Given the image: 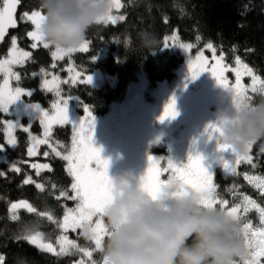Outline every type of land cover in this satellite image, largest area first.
I'll return each instance as SVG.
<instances>
[{"label":"trees","instance_id":"16d2710c","mask_svg":"<svg viewBox=\"0 0 264 264\" xmlns=\"http://www.w3.org/2000/svg\"><path fill=\"white\" fill-rule=\"evenodd\" d=\"M195 1L197 9L193 7ZM32 10H38L37 0H20L15 14L17 26L9 28L0 42V59L7 55L12 37L15 36L17 45L29 50L32 56L18 68L20 80L14 84L32 91L30 96H24L26 101L49 108L58 97L54 91L49 92L42 87V77L51 80L52 76L56 75L63 81L60 77L67 73L68 58L54 61L50 50L40 46L31 48L32 40L27 36V31L31 30L32 25L21 20V17L25 12L30 13ZM120 11L126 19L118 28L110 33L107 25L99 23L87 34L88 51L76 52L71 56L76 68L84 73L100 70L114 76L115 82L111 83L110 79H107L98 87L79 82L75 85L71 82L61 83L59 86L61 95L69 93L79 97L95 117L103 116L111 106L122 103L127 97L129 85L133 82L144 79L148 89L152 90L158 82L176 77L183 56L172 47L163 48L165 37L173 32L177 33L181 41L193 44L196 49L212 43L216 54L219 55L221 51L224 53L223 63L228 67L233 68L236 65L235 58L239 56L243 63L264 79V0H121ZM142 31L151 32L156 36L158 43L154 52L149 53L140 46L139 33ZM197 36L200 37L199 41L196 40ZM167 43L171 46V43ZM53 63L56 65L54 68ZM42 68L48 75L41 72ZM248 94L253 103L264 99V94L261 93ZM4 118L7 116L0 112V144H4L6 148V151L0 152V159L3 155L6 156V160L0 161V171L5 173L0 176V255L5 257V264H15L16 258L21 256L27 257L30 264H75L81 259L88 264L89 258L84 257L81 252L73 250L71 254L66 255L48 254L30 245L28 240L17 236L18 224L33 219L37 214L15 210L18 219L13 220L12 203L27 201L37 212L50 209L56 221H62L66 208H75L78 201L63 197L56 199L59 191L68 190L72 183L71 176L65 170L66 161L55 154L51 155L48 161L52 170H43L37 175L29 162L21 161L41 160L39 155L31 159L27 157V133L17 131L16 146L9 147L5 142ZM33 129L39 130L37 122L34 123ZM51 135L62 143L60 152L66 154L70 147V126H56ZM261 147L260 141L252 146L251 156L255 168L244 163L231 175L220 169L215 170L214 184L217 186V194L229 201V207L242 204L243 195H248L264 206V196L244 179L245 173L250 176H264V152H261ZM163 153L165 154V151ZM8 164H15L21 169L20 172L12 170V166L9 168ZM29 176L34 183L24 184L23 181ZM35 183H42L44 190L37 189ZM53 184L57 185L55 189ZM71 194L69 191V195ZM239 214L241 218L249 217L250 214L258 216L255 209L245 215L241 208ZM258 225L259 221L255 220L253 226ZM40 231L44 234V242L51 243L56 249L57 238L64 233L57 224L42 218ZM71 237L80 247L94 249V246L79 234H71ZM92 259L96 260L97 264L102 263L99 250L93 251Z\"/></svg>","mask_w":264,"mask_h":264},{"label":"snow or ice","instance_id":"6c2138e0","mask_svg":"<svg viewBox=\"0 0 264 264\" xmlns=\"http://www.w3.org/2000/svg\"><path fill=\"white\" fill-rule=\"evenodd\" d=\"M20 0H2V6H0V40H2L9 28H15L17 26L16 10ZM112 8L119 9L121 4L119 0H111ZM112 10V9H111ZM111 13V11H110ZM109 13L99 23H112L117 22V17L112 16ZM43 17L39 10H32L30 13L25 12L21 20L30 22L34 26V30L27 31V36L33 41L31 44L32 49H36L38 44L42 45L43 48L48 49L50 46L43 42L39 33V27ZM119 20L123 21L125 17L123 15L118 17ZM168 37H165V45L163 48H171L167 43ZM173 45L175 44L176 35L173 33L172 36ZM196 40L199 41L200 37L197 36ZM12 47L8 52L7 59H0V73H3V82L0 84V112L7 113L9 106L18 100L22 95L30 96L32 91L25 90L21 87H11L10 81L15 79L20 80V75L13 71V65H23L28 60L32 53L29 51H23L17 47V38L14 36L11 40ZM179 47L185 51H190L194 45L191 43L180 44ZM89 48V42L85 40L78 48L75 49H55L51 53L53 60L63 59L65 55H69L72 52L81 51L87 52ZM207 50L212 52V60L214 64H209V58L205 56L204 50H200L194 59L189 58L187 63V72L190 79H195L203 72H208L211 77L214 78L216 84L223 89L231 90L233 96L238 102H252V97L248 94L249 88L251 93L264 94V79H261L251 67L243 63L239 56L235 58V68L228 67L223 64L224 53L221 51L219 56L216 55V48L212 43L205 45ZM95 60V56L92 57V61ZM56 65L53 63L52 67ZM69 72H74L75 75L71 77V82L75 85L78 81L83 84L91 83V76L84 75L81 72H76L74 66H69L67 69ZM234 72L235 84L229 85V81L225 76V72ZM41 72L48 75L47 72L42 68ZM35 75V73H33ZM83 75V79L80 77ZM248 76L251 78V85L246 87L242 84V77ZM61 83H68L67 80L60 81L56 75L52 76L51 80L45 79L42 87L49 92H55L57 97H60L59 86ZM71 97L59 98L55 103L52 104L54 109L53 113H49L43 110L39 104H34L32 107L38 111L40 123L44 127L45 139H39L37 137H30L31 145L27 150L29 157L38 154V147L42 144H48L52 152L56 157L67 161L66 172L72 177V183L68 190L61 189L59 195L56 197L57 200L65 198L67 200L78 201L75 208H66L62 221H56L52 212L40 211L33 207L26 201L11 204V211L13 212L12 219L16 220L18 217L15 215V210L26 209L29 213H36L42 218H46L47 221L56 223L57 226L63 231L68 230L76 231L79 226L85 222L93 223L94 236L91 242L94 243V249L80 247L76 241L69 239L68 235L64 234L57 238V244H59V252L56 251L51 243L44 242V234L37 232L36 234L26 238L31 244L38 246L41 250L54 253L55 255H66L71 254L73 250L76 252L83 253L84 257L89 258V264H97L96 260L92 259L93 251L102 249L103 238L106 235L107 229L102 222L100 213L106 203L110 200V177L108 176L107 169L109 161L102 158L100 155V149L93 147L92 136L94 118L87 105H84L85 115L79 119L78 123H72L67 115V104ZM178 115L175 109V99L170 98L169 101L164 105L163 111L159 117L160 121L165 118H175ZM71 123L75 129V135L72 140L71 149L66 154L58 151L56 147L49 144L47 137L50 135L51 127L53 124L64 125ZM8 129L7 145L10 147L16 146V139L12 135V132L17 128H22L23 131L29 132L31 124L24 127L17 121H5ZM205 132L209 139H213L215 134L218 132L216 124L209 123L205 127ZM195 141H193V144ZM252 145L249 146L247 152L243 155H236L230 152L227 145H216L217 155H215L210 163L206 166L202 161L204 157L199 153L189 152L186 162L177 165L171 159H168L167 167L161 166V158H156L152 155L147 156V167L143 174L139 177L140 186L146 190L149 194L156 197L162 189L169 186H176L180 189L191 188L201 194L202 203L205 206H219L222 209H226L227 212L232 215L241 223V231L244 238L245 246L248 250L247 259L244 260L243 264H264V207L257 203L256 200L252 199L248 195H243L242 204H235L229 207V201L219 197L217 194V186L214 184V171L213 166L220 165L223 167L226 173L235 174L236 166L242 162L251 164L253 168L256 167L252 162V156L249 154ZM261 152H264V146L261 147ZM6 151L5 145L0 144V152ZM223 153H228L229 156L226 158ZM45 157H48L49 153L44 152ZM33 169H36L37 175H40L41 170L51 171L49 164H31ZM12 170L17 173L20 172V168L15 164L12 165ZM171 173L167 181L160 179L162 173ZM5 175L4 172L0 171V176ZM244 179L249 184L253 185L260 191V194L264 196V176H250L247 173L244 174ZM24 184L34 183L32 178L29 176L24 181ZM35 187L41 191L44 190L42 183H35ZM53 189L57 187L56 184L52 185ZM69 191L72 193L69 195ZM242 208L243 214L249 213L251 209H255L259 213L260 225L254 227L252 222L249 220L243 222L241 216L238 214ZM95 218V219H94ZM0 264H5V257L0 255ZM77 264H85L83 259L77 261ZM103 264V262H102Z\"/></svg>","mask_w":264,"mask_h":264},{"label":"clouds","instance_id":"9594fccd","mask_svg":"<svg viewBox=\"0 0 264 264\" xmlns=\"http://www.w3.org/2000/svg\"><path fill=\"white\" fill-rule=\"evenodd\" d=\"M42 14L39 33L55 49L78 48L90 29L109 15L111 0H37ZM140 46L149 53L158 43L148 31L139 33ZM213 124L215 145H227L243 155L264 141V99L238 102L231 90L220 88ZM140 177V176H139ZM131 171L110 178V200L100 217L107 229L100 251L103 264H243L248 250L241 223L219 206H205L191 188L169 186L155 198L140 186ZM46 212H51L46 209ZM42 217L21 221L16 234L25 239L41 232ZM91 240L93 223L79 226ZM15 264H30L17 257Z\"/></svg>","mask_w":264,"mask_h":264},{"label":"rangeland","instance_id":"374dc122","mask_svg":"<svg viewBox=\"0 0 264 264\" xmlns=\"http://www.w3.org/2000/svg\"><path fill=\"white\" fill-rule=\"evenodd\" d=\"M119 2L121 4V0H119ZM0 6H2V4ZM193 7L194 9L198 8L196 7V1ZM120 10L121 7L119 9L112 8L111 10L110 14L112 16L117 17V22L115 24H112L110 22H101V24L107 25L110 33L115 28H118V26L121 25L126 19L125 18L123 21L118 19V17L121 15L125 17V15L122 14ZM31 30H34L33 25ZM173 33H175L176 35L174 45L172 40ZM173 33L167 36V42L171 43L172 48L174 50H177L183 56V62L176 72V77L172 80H164L158 82L152 90L148 89L146 80L144 79H141L138 82H133L129 85L127 89V97L122 103L111 106L109 111L101 117H95L92 115L94 118L92 145L93 147L99 148L101 157L109 161L107 173L110 178H114L122 174L114 173L112 167L116 162H123L126 170H130L134 176H141L147 167L148 155H152L156 158H161L162 167H167L166 161L168 159H171L177 165L186 162L189 152L201 154V156L204 157V160L202 162L206 166L210 163L212 158L217 155L214 138L209 139L207 133L205 132L206 125L213 122V112L215 110L213 112H209L206 111L205 108L209 105V102L212 101L213 98L212 94H208L206 92H209L211 91V88H214L217 90L218 94V92L220 91V87H216L217 84L214 78L211 77L208 72L201 73L195 79H190L188 77L187 72V63L189 58L194 59L196 54L200 50H204L205 56L209 58L210 65L215 63V61L212 60L213 54L210 50H207L205 47L196 49L194 46L190 51H185L181 49L179 45L188 44V42L181 41L178 38L177 33ZM2 40H0V42ZM39 46L43 48L42 45L38 44V47ZM11 47L12 45H10L9 50ZM17 47L23 51H29L20 48L18 45ZM48 50H50V52L52 53L53 51H55V48L49 47ZM8 52L7 55L1 59H7ZM76 52H72L71 54L64 56L68 58V64L66 65V75L60 77L63 81L67 80L68 82H71V77L75 75V73L69 72L67 71V69L69 68V66H74L76 72H81L84 75L91 76V83L88 85H91L93 87H98L102 83V81L107 79H110L111 83L115 82L114 76L104 73L103 71L94 70L90 73H84L82 70L76 68L71 58V56ZM216 55L219 56L218 54ZM20 66L21 65H13V71L19 74L18 68ZM235 67L236 65L233 68ZM225 76L227 77L230 86L235 84L234 72H225ZM0 77V84H2L3 73H0ZM83 78L84 77L82 75L80 79ZM45 79L48 78H46L45 76L42 77L43 81ZM15 81V79H12L10 81L11 87H20L17 84H14ZM241 82L244 86L249 87L251 85V78L248 76H244L242 77ZM250 92L251 91L249 88V93ZM217 94L215 107H217L218 105ZM24 96L26 95H22L18 100H16L9 106V111L7 113H4L7 118H4L3 125L6 142L8 139V129L7 125L5 124V121H17L24 127H27L29 124H31L29 132L24 131L25 133H27L29 138V145L27 147L28 150L31 145L30 137L45 139V136L44 127L41 125L40 118L38 117L39 113L32 107L34 104L39 103L28 102L24 99ZM69 96L71 98L68 100L67 104V115L72 123H78L79 119L85 115L84 105L87 104L84 103L79 97L71 95L69 93H67L66 95L60 94L59 98H67ZM170 98L175 99V109L178 115H176L175 118H165L163 121H160L159 117L163 111L164 105L169 101ZM39 105L43 110L49 112L50 114L54 112L52 105L49 108L43 107L41 104ZM35 122H37L39 125V130L36 131L33 129V125ZM67 124L70 126L71 129L69 147L70 150L72 140L75 135V129L73 128L71 123ZM56 126L63 125L53 124L51 127L50 135L47 137V139L49 141V144H51L53 147H56L57 150L60 151L59 147L62 143L58 140L53 139L51 135L52 130ZM19 130L23 131L22 128L17 127L12 132V135L16 137V132ZM193 141H195L194 144ZM260 143L261 146H264V141H260ZM37 151V155L29 157L27 154V157L31 159L39 155L41 160H14L29 162L28 164L30 166L31 164L45 163L50 165L48 158H50L51 155H54V153L52 152L49 145H39ZM164 151L165 154L163 153ZM251 151L252 148L250 149L249 154L251 153ZM44 152L49 153L48 157H45L43 155ZM223 155L226 158L229 156L228 153H223ZM2 159L6 160V156L3 155L0 161ZM241 164H244V162H242ZM241 164L236 166V170ZM8 166L9 168H11L12 164H8ZM216 168H219L221 171L225 172L223 167L220 165L213 166L212 170L214 171ZM33 170L37 173L36 169ZM170 174L171 173L168 172L162 173L160 179L163 181H167L169 179ZM226 174L231 175V173ZM257 214L258 216L256 214H250L249 217L244 216V218H241V220L243 222H247L250 220L252 224L255 220H257L260 224L259 213L257 212ZM259 226L261 225H258L256 227ZM70 231L72 230H68L67 232ZM70 233L64 232L62 235L66 234L68 235L69 239L74 240V238L72 239L71 237L72 233ZM76 234H80V231H76L75 235ZM56 250L59 251V244H57ZM75 264H77V262Z\"/></svg>","mask_w":264,"mask_h":264},{"label":"flooded vegetation","instance_id":"af4514ba","mask_svg":"<svg viewBox=\"0 0 264 264\" xmlns=\"http://www.w3.org/2000/svg\"><path fill=\"white\" fill-rule=\"evenodd\" d=\"M216 87H218V85H216ZM211 91H209V92H206V93H208V94H212L213 95V98H212V101H210L209 102V105L205 108V110L206 111H214L215 110V106H216V94H217V90L216 89H214V88H211L210 89ZM166 151V150H165ZM250 155H252V151H251V153H250ZM112 169H113V171H114V173H116V174H119V173H124V172H126V171H130V170H126V168L124 167V164H123V162H116L115 164H114V166L112 167ZM216 169H219V168H216ZM215 169V170H216ZM215 170H214V172H215ZM95 219V218H94ZM77 232L79 231V229L78 230H76ZM76 231H70L73 235H75V233H76ZM70 232H66V233H70ZM79 236H80V234H79ZM81 237V236H80ZM82 238V237H81ZM85 240V239H84ZM103 240H104V238H103ZM85 241H88V242H90L91 244H92V246H94V243L93 242H91V241H89V240H85Z\"/></svg>","mask_w":264,"mask_h":264},{"label":"water","instance_id":"95a60500","mask_svg":"<svg viewBox=\"0 0 264 264\" xmlns=\"http://www.w3.org/2000/svg\"><path fill=\"white\" fill-rule=\"evenodd\" d=\"M21 201H24V200H21ZM21 201H17V202H15V203H19V202H21ZM27 202V201H26ZM29 203V202H28ZM17 211H24V212H26V213H28V214H33V213H29L26 209H17ZM30 245H32V246H34V247H36L37 249H39V250H41L38 246H36V245H33V244H31L30 243ZM41 251H43V250H41ZM43 252H45V253H48V254H53V253H50V252H47V251H43Z\"/></svg>","mask_w":264,"mask_h":264}]
</instances>
